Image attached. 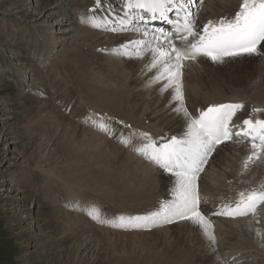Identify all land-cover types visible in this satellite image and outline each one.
I'll return each mask as SVG.
<instances>
[{"label":"bare ground","instance_id":"obj_1","mask_svg":"<svg viewBox=\"0 0 264 264\" xmlns=\"http://www.w3.org/2000/svg\"><path fill=\"white\" fill-rule=\"evenodd\" d=\"M1 1L8 7L4 10L0 9L1 18L11 16V12L8 10L14 9V18L29 19L27 6L31 11L36 12V18L30 22L34 23V28L39 31L38 34L45 36L44 41L39 38L37 40L38 45L41 46L39 49L47 52L46 55L52 54L51 56H53L55 54L52 53V49H58L56 51L61 54L60 60L63 62L66 59L62 51L71 49L67 53L68 61L61 66L73 68L72 84L78 88L76 92L80 94V87L86 88L85 95L87 97L85 95L83 97L88 102L114 115H128L129 117L136 115V118H139L142 123H144L143 121L153 123V126L156 127L154 129H158L152 132L154 138L162 135L171 137V134L182 133L185 121L182 115L173 111L176 105H172L173 102L170 103L171 90L161 94L159 89L163 82L151 86L148 84L150 78L155 74V70L148 72L143 69L150 61L151 54L136 59L129 57L115 59L111 56L113 55L112 49L131 39L140 38V34L112 33L81 23V16L89 13V9L94 7L95 0ZM196 1L199 6L198 25L201 26L208 19L233 15L238 10L240 3V0H203V4L200 5V0ZM120 7L121 0H102V7L97 10V14L115 19V17H111L110 10H115L116 16L123 15L122 7ZM6 24L0 28V38L6 39L7 43L5 51L8 53L19 52L20 56L17 53L15 61L4 60L0 57L2 65L0 69V142L5 143L7 147V150L0 152V164L9 155L12 157L6 169L2 167L0 170V173L3 174L0 177V195L2 194V207L7 215L9 231L18 238L22 246L21 252L33 249L23 254L19 260L20 264H104L105 256H109V260L105 264H136L139 258H148L151 253L152 261L150 263L153 264H252L251 258L248 257V254H251L250 250L252 253L254 252L255 257H259L257 262L264 264V245L257 242L263 238H258L255 234L258 226L264 228V222L260 223L259 220V225H256L250 223L251 217L231 219L211 215L218 210L222 203L236 199L234 191L245 187L250 189L264 182L261 177L262 174L264 175V163L260 164L259 162L258 165L250 167V170L242 175V177H246V180L233 174L236 179L225 188H222L225 184L222 187L218 186L222 176L219 171L212 174L211 178H208L209 181L205 179V183L203 181L200 185L201 204L204 205L209 200L205 215H208L210 219L218 220L221 229V233H218L220 241L223 238L225 239L223 244L229 243L231 240L237 244L221 249L219 252L221 256L211 253L209 248L205 250L204 247H207L208 241L200 229L198 233H195L196 230L191 224H187L189 227L185 237L189 243L182 245L178 238V240L171 241L168 230L157 231L152 235L113 234L105 232V229L102 228L99 229L104 231L95 229L96 227L88 220L86 214L84 217L81 213H78V216L76 213L75 216L74 213H70L72 209L76 208L74 207L75 203L73 204L74 199L80 203L79 205L85 207L84 203H88L86 200L91 198L97 202L96 200L100 199V194L106 197L105 200L109 204L110 202L118 204L119 200L123 198L130 202H137L140 187L153 186L155 189L157 185L164 184L162 180L165 177L170 179H174V177L154 167L145 159L141 160L135 157L129 148L126 147L125 151L122 147L112 143L114 141L123 146L118 143L119 137H117L116 130L113 129L114 135L106 136L107 139L101 136L100 132L95 133L90 130V122L81 123L86 128L73 122L75 117L67 109L68 104H64L67 102L65 100L53 101L52 97L47 95L48 87L37 82V78L35 79L40 73L32 74L33 69L40 67L30 56H27L28 52L24 47L26 41L24 43L21 39L23 34L13 31L17 28L16 25L9 28ZM10 36H15V39L18 37L20 42L11 41L12 43L9 44ZM0 48L4 49L3 46ZM44 57L43 55V60ZM116 57L118 56L116 55ZM247 58L249 60V57H241L231 62L248 61ZM40 59L42 61V58ZM46 60L48 61V58ZM214 66L216 65L206 58H200L195 63H186L183 70V90L185 105L190 113L198 115L199 110L206 108L209 104L242 101L246 107L237 115L240 120H243L252 115L253 107L264 108V85L259 87L260 85L258 86L254 82L241 85L233 83V81L219 83L221 81L218 82L216 78L217 73L218 75L221 73L219 68L225 69L227 66L233 67L234 65L228 61L225 64H217L215 68ZM239 66L245 65L240 63ZM211 69L214 73L210 71ZM252 70L257 71L254 72L255 75L252 78L261 72L264 74V59L261 58L257 68ZM27 72L32 78L24 77ZM48 79L49 83L57 88V83L54 82L55 78L50 76ZM92 79L97 80L101 85L97 86L94 82H91L92 84L87 82ZM26 85L32 87L29 92L25 89ZM94 93L97 98L104 99L103 104L100 99H95ZM37 98L42 101L36 102ZM161 99L163 100L160 101ZM59 107H63L64 112L69 113L66 115L68 118L61 113ZM20 112L23 114H19ZM75 112L78 113L79 122L80 118L90 111L78 112L76 110ZM93 112H90V115L95 114ZM256 117L264 118V113L255 114L254 118ZM9 120H14V123L5 128ZM111 140L113 141L111 142ZM16 141H20L18 144H22V146L17 147ZM227 143L221 144L212 157ZM234 144H238V147H246L243 144L235 142ZM32 148H37L35 161L27 153ZM30 166L36 171L38 168L48 173L54 178V181H59L60 186L56 185L57 187L50 189L49 194L45 193L43 200L47 202L46 204L39 201L33 204L34 199H31V196L23 188L22 182L19 181L21 174L29 172ZM260 168L262 170H259ZM14 171H19V173L14 174ZM236 172L241 173V167H237ZM206 173L207 171H204L200 178L205 177ZM31 175L32 173L27 177L29 178ZM50 179H46L47 183L53 181ZM254 179H258V181ZM73 186L75 194L70 192V188ZM130 186L137 188L132 189ZM104 187H107L105 191H103ZM128 188H130L129 191ZM47 189L48 187L45 189L46 192ZM211 191L212 193L213 191L219 192L216 193V196H212ZM40 193L42 194V192ZM50 193L55 195L50 196ZM203 193L208 197L207 200ZM148 194L150 196V193ZM228 196L229 198L226 199ZM29 201L33 206H27ZM122 205L127 206V201L126 203L122 202ZM100 211L104 215L108 214L101 209ZM260 216H264V212H261ZM24 219L35 221L34 229L31 227L26 229L21 226ZM160 243L163 245V250L155 253ZM185 247L188 249L185 250ZM100 250H102V255L97 257L95 253ZM227 251L229 252L227 253ZM145 254L146 256H143ZM110 257L112 258L110 259Z\"/></svg>","mask_w":264,"mask_h":264},{"label":"snow or ice","instance_id":"obj_2","mask_svg":"<svg viewBox=\"0 0 264 264\" xmlns=\"http://www.w3.org/2000/svg\"><path fill=\"white\" fill-rule=\"evenodd\" d=\"M194 0H121L123 15L110 19L98 15L102 0H95L89 13L81 16V23L94 29L112 33H139L140 38L131 39L112 53L122 57L142 58L151 54L143 71L155 74L149 86L163 82L161 94L171 90L170 103L173 111L182 115L184 130L179 135L154 138L146 131L121 134L119 142L164 173L174 177L170 189L171 198L159 202L155 210L145 214L106 217L95 205H74L96 223L119 230H149L177 221L189 222L200 229L215 250L214 225L201 210L198 179L217 146L227 143L246 142L248 152L241 162V175L258 162L264 163V108L253 107L252 115L234 123L237 113L245 109L242 101L209 104L198 115L190 113L185 106L183 70L186 63L206 58L214 64H225L241 57L264 59V0H240L233 15L208 19L198 25V12L192 11ZM203 0H200V5ZM110 7V5H109ZM170 13L174 16L170 18ZM161 20L171 26L170 30L151 29L149 21ZM111 117L93 114L86 122L109 136L114 135ZM119 123H123L120 121ZM125 127H130L125 125ZM138 139L139 143H134ZM264 212V182L237 193L234 201L222 203L213 216L231 219L251 217L250 223L259 225L260 213ZM256 236L264 238V228L257 227Z\"/></svg>","mask_w":264,"mask_h":264},{"label":"rangeland","instance_id":"obj_3","mask_svg":"<svg viewBox=\"0 0 264 264\" xmlns=\"http://www.w3.org/2000/svg\"><path fill=\"white\" fill-rule=\"evenodd\" d=\"M5 8H8V7L5 6L4 4H2V1H1L0 2V9L4 10ZM26 9L28 10L27 14L29 15V19L25 18L24 20H22V19H18L20 17L14 18L15 17L14 9L12 11L8 10V12H11V16L10 15L6 16V17L4 16V18H1V16H0V28H2V25H4L5 23H7L6 25H8L9 28L13 27V25H16L15 27H17V28L13 29V31L14 30H15L14 32H18L19 31L20 33L23 34L21 39H22V41L24 43L26 41V44H24V47L26 48L25 49L26 52H28L27 56H30V58L32 60H34V62H36V64L42 69L41 70L40 68L39 69L35 68V69H33L34 72L32 71V74L34 75L35 73L36 74L38 72L40 73L37 77H35V79L37 78V82L43 83V84H45L48 87L47 95L52 97L53 101L55 100V102H56L58 100H65L67 102V103H64V104H66V105L68 104L67 105V109L69 110V112H71V115L73 117H75V119L73 118V120H72L73 122H76L77 124L85 127L84 125L81 124V121L78 122V118H77V116H78L77 114L78 113H76L75 111L78 110V112H80V111L88 110L90 112H93V110H94L93 113H95L97 115H106L108 117L112 116L111 117L112 119L110 121L111 127L114 126V128L116 130H118L119 134H124L125 136L128 135L130 132L136 131V130H138V131H146V132L150 133L151 135L153 134L152 132H155V131L158 130V129H154L156 127L153 126L154 125L153 123H150V122H147V121H143L144 123L140 122L139 118H136L137 117L136 115L135 116L132 115L131 117H129L128 115L120 116V115H114V114H112L111 112H108V111L106 112V111L102 110V108L99 109L97 106H95V104H91L90 102L87 101V99H85L83 97L86 94V92H87L86 88L82 89V87H80L81 94L77 93L76 91H78V88H76L72 84L73 83L72 78L74 77V71H72L73 68H67V67L65 68V66H61L63 63L65 65L66 62L68 61L69 56H67V53H69L71 49H65V50L62 51V52H64L65 59H66L63 62H61V60H60L61 54H59L57 52L58 49H52V53L55 54L53 56H51L52 54L51 55H46L47 52L42 51L41 49H39L41 46L38 45V40L37 39L39 38V40H43L44 41L45 36H42V34H38L39 31L36 28H34V23L30 22L32 19L36 18V12L31 11L28 6L26 7ZM53 17H54V15L52 16V18ZM37 18H38V16H37ZM62 25L64 26V24H62ZM42 37H44V38H42ZM9 39H10V41L8 42L9 44L12 43L13 41L20 42L18 37H17V39H15V36H10ZM5 41H6V39L0 38V46L4 47V49L0 48V57L2 59H4V60L5 59L10 60V61L17 60V58H15V56L19 52H17V53L16 52H9L8 53L7 51H5L6 46H7V43ZM39 44H40V42H39ZM43 55L45 56L44 60H43ZM19 56H20V53H19ZM111 56L113 58L115 57V59H125V58L127 59V57H122L120 55H117L118 57H116L115 54H113ZM39 58H42V61H41V59L39 60ZM46 58H48V61L46 60ZM105 58H110V57H105ZM247 60H248V58H247ZM260 60H261V58H259V57H252V58H249L248 61L239 62L240 60H236V61H238V62L235 61L236 63L230 61V63H232L234 66L233 67L227 66V68H225V69L224 68H219V70L221 69L220 70L221 73H219V75L217 73L216 78L218 79V82L221 81L219 83H222V81H226L227 83L230 82V81H233V83H238V84H241V85L243 84L244 85L247 82H252V83L254 82L256 85H258V86L260 85L259 87H262L264 85V74L262 72L257 74L254 78H252V76L255 75L254 72H257L256 70H252V69H256L257 68V64L259 63ZM240 63H242L245 66H239ZM227 64L229 65V63H227ZM137 65H139V63H137ZM215 65L216 66H214V68L217 67V64H215ZM1 66L2 65H1V62H0V69H1ZM21 67H23V66H21ZM29 69H31V68H29ZM22 71H24L23 68H22ZM210 71H212V73H214L212 69ZM50 76H53L55 78L54 82L57 83V88L53 87L49 83L48 77H50ZM24 77H27L29 79L32 78V76H30V73H28V72L25 74ZM29 82H30V80H29ZM84 82H86V81H84ZM87 82H89L90 84H92L91 82H94L97 86L101 85V83L98 82L95 79H92L91 81L87 80ZM31 88H32L31 85H26L25 89H26L27 92H29ZM136 95H138V94H136ZM93 96H95L96 100L100 99L101 103L103 104V102H104L103 98H97L95 93H94ZM85 97H87V96L85 95ZM162 100L163 99H161L160 101H162ZM37 101L41 102L42 100L37 98L36 102ZM69 102H70V105H69ZM172 105H175V102H173ZM185 106L187 107V105H185ZM58 109L61 111V113H63V115H65V116L69 115V113L64 112V108L63 107H59ZM83 109H85V110H83ZM90 112L89 113L87 112L88 115L86 114V115H84L81 118L82 119H84V118L88 119V117L91 116ZM19 114H23V112H20ZM120 121H123V123H125V124L119 123ZM13 123H14V120H9L6 123L5 128L9 127ZM125 125H129L130 127H125ZM90 130H92L93 132L97 133L92 128ZM2 131H3V129H2ZM99 134L101 136H103V137L108 139V137L104 136L105 133L101 132ZM171 135H173V134H171ZM0 137H1V134H0ZM0 140H1V138H0ZM112 141L113 140H111V142ZM16 143H17V147L19 145L22 146V144H18V143H20V141L19 142L16 141ZM112 143L122 147L125 151L127 149L125 146L123 147V146L117 144L114 141ZM118 143H119V141H118ZM134 143H139V140L138 139H134ZM237 145L238 144H226V145L222 146V148H220L221 150L219 149L217 151L215 156L211 159V163H210V165L208 166V168L206 170L207 173L205 174V177H203L204 179L201 178L198 181L199 190H200V185L202 184V182L205 179H206V181H209L208 178L209 177L211 178V175L214 174L216 171H219V173L222 175L221 178H220L221 179L220 180L221 183H220V181L218 182V184H219L218 186L219 187L220 186L222 187L223 184H225L222 188H225L226 186H228V184L233 183V181L236 179L234 177L235 174H237V176L240 177L242 180H246L245 179L246 177H242V175L239 176L240 172H236V168L237 167H241V162H242L243 158L246 156V154L248 152L247 149H248L249 146H246L244 148V147H238ZM128 148L131 150V153L134 154V151L132 150V148L131 147H128ZM3 150H7V147H6L5 143H1L0 142V152H2ZM27 153L29 155H31L30 158L33 159V161L36 160L35 158L37 157V148L29 149ZM232 153H234L235 155L232 154ZM11 158H12L11 155H9L7 158H5L3 160V162H1L0 170H1L2 167H4V169H6V167L9 165V162H10ZM228 159H229V161H228ZM258 164H259V162L257 164H255V165H258ZM251 167H253V166H251ZM29 168H28V170H29L28 173L21 174V177H19V181L22 182L23 188L28 192V195L31 196V199L32 200L34 199L33 200V204L36 203L37 201L46 204L47 202L45 200H43V197H44L45 193L49 194V192H51L50 189H52L54 187H57V186H60L59 185V181H57V180L54 181L53 177H51L48 173H46V172H44L42 170H39L38 168H37V171H36L35 168H32L31 166ZM259 170H262V169L260 168ZM17 173H19V171H14V174H17ZM31 173H32V175L28 178L27 177L28 174H31ZM263 173H264V170H263ZM207 174H208V176H207ZM2 175L3 174L0 173V177ZM4 175H6V174H4ZM261 177L264 179V175L263 174L261 175ZM9 178H8V180H10ZM46 179H50V180L53 179V181L51 183H47ZM254 180L258 181V179H254ZM162 182L164 184L163 185H159V186L157 185V187L155 189L153 188V186L152 187H150V186H148V187H146V186L140 187L141 190H140V192L138 194V199H136L137 202L133 201L136 206L131 201L133 207H131L132 206L131 202L128 199H125V198H123L125 200L120 199L118 204H114L112 202H110V204H109V202H107L105 200L106 197L103 194H100V195L98 194L100 199L96 200L97 202L91 200V198H90V199L86 200V202H88V203H84V204H86V207L90 206V205H94V204H95V206L98 205L97 207H99L101 210H103V211L108 213V214L105 213V215H104V213H102V215H104L106 217H108L110 215H111L110 217H112L113 215L117 216V215H120V214H124V215H135V214H139V213L145 214L148 211L155 210V208L158 207V204H159L160 201L171 198L170 189L173 186L174 179H170L168 177H165L164 180H162ZM12 183H14V182L12 181ZM204 183H205V181H204ZM0 186H1V179H0ZM46 187H48L47 192L45 190ZM122 187H126V186H122ZM130 188H132V186H130ZM130 188H128V191L130 190ZM135 188H137V187H133L132 189H135ZM106 189H107V187H104L103 191H105ZM246 189H248V188L245 187V188H243L241 190L234 191V196L236 197L237 193L239 191H243V190H246ZM73 190H75L74 186H73V188H70V192H72V194H75L74 193L75 191H73ZM40 192H42V194ZM146 192L150 193V196H148L149 194L146 193ZM218 192L219 191H213V193H212V191H211L212 194L211 193H209V194H211L212 196H216V193H218ZM199 193H200V191H199ZM78 194H79V191H78ZM203 194H204V196H206L205 193H203ZM1 195H0V264H20L19 260L23 256V254H26V253L32 251L33 249H30L29 251L24 252V253L21 252L22 251V246L19 243L18 238L14 236L13 232L11 233L9 231L8 223H7V215L5 214V211H4L3 207H2V201H1V199H2L1 197L2 196ZM53 195H55V194L50 193V196H53ZM102 197H104V198H102ZM96 198H98V197H96ZM200 198H202V194L201 193H200ZM228 198H229V196L226 199H228ZM207 199H208V197L206 196V200ZM101 200H103V201H101ZM126 201H127L128 205L127 206L122 205V202L126 203ZM74 203L75 204H80L79 202H76L75 199L73 201V204ZM147 205H149V206H147ZM27 206L30 207V206H33V205H30V201H29ZM80 206H82V205H80ZM208 206H209V200L207 202H205L204 205L201 204V210L204 213H206ZM83 207H85V206H83ZM75 210H76V208L72 209V211H70V213H74L73 214L74 216H75V213H76V216L79 215L78 213H81V214H83L82 216L85 217V214H86L85 211L81 212L78 209L76 211ZM81 214H80V217H81ZM113 217H115V216H113ZM259 217H261L259 219L261 221L260 223H263L264 222V216H259ZM88 218H89L88 220L94 224L93 226L96 227L95 229L101 230L99 228H102V229H105V232L107 231V232H110V233H113V234H134V235H138V234H142V235L146 234L147 235L148 234V235H152L154 232H157V231H161L162 232V230H164V231L168 230V233H169L168 235L171 236V241L179 239V241L182 243V245H184L186 243H189V241L187 239H185V237H186V231H188V227H189V226H187V224L189 225L190 223L189 222H185V221H177V222H174L172 224H166V225H163L161 227H156V228H152V229H149V230L141 229V230H136V231L135 230H129L128 232L127 231L123 232V231H120V230H117V229H113L111 227L98 225L90 217H88ZM211 220H212L213 225H214V234L216 236V245H215V250H213V248L210 247L209 244H208L207 247H204L205 250H207L209 248V251H211V253H215V255H218V254H220L219 252H220L221 249H223V248H225L227 246L228 247L229 246L232 247L233 245H237L236 242H234L233 240H231L229 243L223 244L225 239L222 238L221 241H220V239H219L220 235H218V233H221V229L219 228V225H218L219 222L216 219H211ZM182 225H183V227H182ZM21 226H24V228L26 227V229H28L29 227L34 229L36 224H35V221H33V220L31 222L28 219H24V221L21 222ZM194 228L196 230L195 233H198L199 229L197 227H195V226H194ZM101 231H104V230H101ZM262 241H264V238H263V240H257L258 244L259 243H261V244L263 243V245H264V242H262ZM162 247H163V245L160 243L158 245L157 251L155 253H157L158 251L160 252L161 250H163ZM187 249H188V247H185V250H187ZM230 249L241 250V249H235V248H230ZM228 252L229 251H227V253ZM249 252L251 254H248V257L252 258V260L250 259L252 264H259V262H257L259 257H255L254 254H253L254 252L252 253V250H250ZM101 253H102V250L98 251L95 254H96L97 257H100L102 255ZM143 256H146V254L143 255ZM220 256H221V254H220ZM151 257H152V253H151V256L148 257V258H144V257L139 258L137 260V263L138 264H153V263H150L152 261ZM108 258H109V256H105L103 258L104 264L106 263V261L109 260ZM111 258L112 257H110V259ZM135 258H137V257H135Z\"/></svg>","mask_w":264,"mask_h":264}]
</instances>
